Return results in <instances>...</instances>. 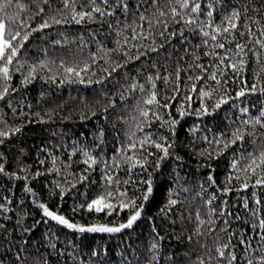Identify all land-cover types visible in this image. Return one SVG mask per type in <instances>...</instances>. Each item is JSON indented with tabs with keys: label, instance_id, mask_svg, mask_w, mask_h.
<instances>
[{
	"label": "trees",
	"instance_id": "obj_1",
	"mask_svg": "<svg viewBox=\"0 0 264 264\" xmlns=\"http://www.w3.org/2000/svg\"><path fill=\"white\" fill-rule=\"evenodd\" d=\"M21 2L23 12L15 3L0 12L11 35L21 32L11 79H0V91L10 89L0 99V131L9 132L0 137V264H258L264 118L245 121L264 111V0H190L187 9L176 0H73L68 8L63 0ZM38 6L44 11L36 15ZM96 6L106 14L72 18L73 9ZM172 7L183 20H173ZM158 9L168 15L159 17ZM234 11L237 28L211 40ZM189 18L196 23L186 26ZM45 21L49 27L39 28ZM153 91L158 103L145 104ZM153 142L172 147L165 156ZM137 160L143 166L132 167ZM108 192L118 197L115 208L88 210ZM133 200L135 207H120ZM41 204L77 228L46 216ZM138 209L139 218L118 232L79 231L119 227Z\"/></svg>",
	"mask_w": 264,
	"mask_h": 264
},
{
	"label": "snow or ice",
	"instance_id": "obj_2",
	"mask_svg": "<svg viewBox=\"0 0 264 264\" xmlns=\"http://www.w3.org/2000/svg\"><path fill=\"white\" fill-rule=\"evenodd\" d=\"M33 2L36 3L37 0H33ZM41 2L43 4H47L49 2V0H41ZM72 2H73V0H63L64 7L68 8ZM91 2L93 4H95L96 0H91ZM102 2L105 5L108 4V0H102ZM120 2L123 3V0H120ZM168 2L171 3L172 0H168ZM13 3L16 4V6L20 9L21 12H23L27 8V5L22 3L21 0H0V12H2L5 8L11 6ZM159 3H160V0H152L153 6H158ZM176 3L178 4L179 9H187L189 7L190 0H176ZM124 9L127 11V9H128L127 3H124ZM199 10H200V5L199 4H196L194 7L191 8V12L192 13H197ZM43 11H44V8L38 6V11H37L36 15H39ZM158 11H159V17H165V16L168 15V13H166L163 10H159L158 9ZM94 13H99L101 16L106 14L105 11L101 7L96 6V7H93L91 9V11L76 12L75 9H73V17L72 18L76 21V23H80L85 18L92 19ZM107 14L111 15L112 13L109 12ZM170 14L173 17L174 21H175V18L178 17V16L180 17L181 20L184 19V13L181 12V11H178L177 7H172L171 10H170ZM211 15H212V13L209 12L208 16L210 17ZM239 18H240V14H239V12H236V11H234L231 14V16L226 17L225 18L226 26H224L222 28L220 26H217L214 29V32L216 34H212L211 35V40L216 41L219 34H221V33H229L232 30L236 29L237 28V24L234 22V20H239ZM139 19L141 21H146L147 17L143 13H141ZM51 20H52V23H55V24L61 23V20H58L55 17H52ZM159 22L160 21H159V18H158L157 19V23H159ZM184 23H185L186 26L193 25V24L196 23V20L192 19V18H189L187 20H184ZM149 24H150V27H151V22H149ZM20 26L21 27L24 26L23 25V21H21V25ZM47 27H49L48 21H45L43 24L39 25V28H41V29L42 28H47ZM164 28H165V31H166L167 28H168V24L167 23L164 24ZM36 30H38V29H32V31H36ZM6 31L9 32L8 36H6V34H5ZM10 31L11 30L8 27V25H6L4 17L0 16V79H2L5 84L11 79V73H10L9 66L13 64L14 57L17 56L18 51H19V49L16 46H14L13 41H16L17 38L21 36V32L20 31H16L15 35H11ZM201 31H202V33H203V35L205 37H208L210 35V33L208 31H203V29H201ZM160 35L163 36L164 33L162 32V33H160ZM171 35L175 36L176 33L173 32ZM181 35H182V33H181ZM131 38L133 40L138 38L137 35L135 34V31L133 32V36ZM143 38L147 39V36H144ZM27 39H28V35L25 34L23 36V40H27ZM22 43H23V41H21V47H22ZM257 43L259 44L261 42L257 41ZM204 44L205 45L207 44V40L204 41ZM218 46L220 48L224 47V45L222 43L219 44ZM261 47H264V44H261ZM237 48L240 49L241 51H243V46L237 45ZM155 50H156L155 48L152 49V51H155ZM241 63H243V62L241 61ZM117 67H119V65ZM197 67H200V68L203 69L204 66L203 65H197ZM230 67L235 69L236 65L232 64V65H230ZM84 70H86V69H84ZM115 70H116V68H112V71H115ZM65 71L68 72V73H72V74H74L76 76L80 75V72H77L74 68H71V67L66 68ZM105 71H107V69H105ZM179 71L180 70L178 69L177 70V79H179ZM34 72H35V68H32L29 71L28 76H26L25 79H24L25 83L29 82L30 78H33V73ZM157 78H159V77H157ZM209 78L212 79V80H215L216 79V74L213 73L211 75V77H209ZM152 79H153V77H151V76L148 77L149 81H151ZM195 79L200 80L201 77L197 76ZM81 82H83V81H81ZM217 83H220V82L217 81ZM140 87L143 88V85H141ZM154 87H155V85L153 84V88ZM195 90H196L195 87H193V91H195ZM255 90H256L255 85H253L252 91H255ZM9 91H10V89L5 86L3 88V90L0 91V99H3L4 96L6 94H8ZM262 91H264V89H262ZM243 94H244V92L241 91L237 95L239 96V95H243ZM210 95L211 94L209 92L201 91V96L202 97H207V96H210ZM173 98H175V97H173ZM225 102H226L225 100L221 99V101L216 105V107H219L221 103H225ZM144 103L148 104V105H151V104H154V103H158L156 101V93L153 91L151 93V98L145 100ZM181 107H183V106H181ZM202 107H203V105H202ZM204 111L206 112L207 109L205 108ZM244 111H247V110L245 109ZM141 115L144 116V117H147L149 115V113H148V111H142ZM262 118H264V111H262L261 114H260V117H257L254 121H245V123L246 124L247 123L260 124ZM173 123H176V122L173 121ZM19 130L20 129H14V130H11V131L12 132H18ZM8 135H9L8 131H0V137H7ZM233 135L236 136L237 139H243V134L234 133ZM0 142H2V141H0ZM146 142H148V138H145V141L141 142V147H143V144L146 143ZM153 146L156 149H158L160 151H163L165 156L168 154V149L170 147H172V145L165 146L164 144L157 143V142H153ZM129 147L134 149L136 147V145L135 144H131V145H129ZM226 147H227V145H226ZM149 155H151V153H149ZM249 155H251V154H249ZM261 157L264 158V152L261 153ZM128 159H132V157H129ZM145 160H146V158H145ZM261 162L264 163V159H262ZM93 163H95V161H93ZM137 164H139L140 166H143V162L137 160L136 163L132 165V167H135ZM253 164H255V160H253ZM235 166L236 165L234 163L233 167H235ZM3 171H4L3 165H0V172H3ZM38 175H39V173H38ZM107 179H108L109 182H111L112 178L108 177ZM229 179H231V177H229ZM148 183H149V187H148V192L145 193V196H144L145 200L148 199V195L152 191L150 181ZM257 184H264V180H257ZM245 187H247V185H245ZM28 190L30 191V189H28ZM123 195H124V193H119V196H123ZM117 198L118 197L115 194H113L112 192H108L106 194H101L96 199H93L90 203H88L87 208H88L89 211H93L94 210L97 213L106 211L108 209H113L117 205L113 204L111 201L113 199H117ZM168 203H169V205H174V204L177 203V201L169 200ZM0 207H2V206H0ZM40 207L43 209L44 214L46 216L50 217L51 219L58 221L62 225H66L70 229L77 228V225H75L73 223H70L69 220L66 219L64 216L59 215L57 213H54L53 211H50L45 205L41 204ZM120 207H122V208L123 207H135V201L133 200V201H131L129 203L121 204ZM74 211H75V209H74ZM139 216H140V210L138 209V210L135 211L134 215H131L129 217V219H128L126 224H121L119 227L113 228V227H107V226L101 225V226H92V227H89V228H84L83 226H80L79 227V231H81V232H84V231L118 232V231H120L123 228L131 227L133 222L136 221L139 218ZM201 223H203V221H201ZM260 227L264 228V220L261 221ZM153 247H155V245H153ZM220 255L223 256L224 253L221 251ZM232 259L234 260L235 257H232ZM201 264H203V261H201ZM248 264H253V261L249 260ZM258 264H264V257H261L259 259Z\"/></svg>",
	"mask_w": 264,
	"mask_h": 264
}]
</instances>
